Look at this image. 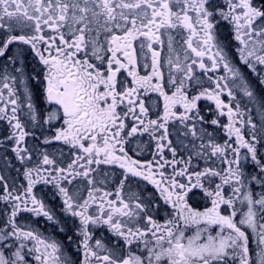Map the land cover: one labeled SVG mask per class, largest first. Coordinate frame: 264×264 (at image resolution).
I'll return each mask as SVG.
<instances>
[{
  "label": "snow or ice",
  "instance_id": "snow-or-ice-1",
  "mask_svg": "<svg viewBox=\"0 0 264 264\" xmlns=\"http://www.w3.org/2000/svg\"><path fill=\"white\" fill-rule=\"evenodd\" d=\"M0 264H264V0H0Z\"/></svg>",
  "mask_w": 264,
  "mask_h": 264
}]
</instances>
